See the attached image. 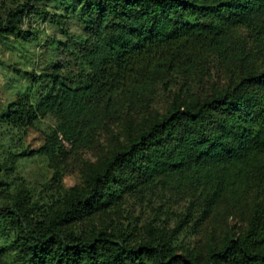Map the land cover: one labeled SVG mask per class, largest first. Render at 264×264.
Here are the masks:
<instances>
[{"label": "trees", "instance_id": "16d2710c", "mask_svg": "<svg viewBox=\"0 0 264 264\" xmlns=\"http://www.w3.org/2000/svg\"><path fill=\"white\" fill-rule=\"evenodd\" d=\"M0 3V37L26 39L19 25L26 5L5 15ZM81 11L87 43L80 52L88 67L82 83L64 81L59 67L34 75L48 90L28 96L1 116L32 126L52 117L57 130L33 155L58 162L70 153L95 148L109 134L95 161L81 167L83 186L71 189L42 219H29L27 206L0 208L15 232L0 247V264H264V42L246 48L237 28L264 31V0H70ZM53 21L44 9L30 7ZM237 69L231 87L191 91L189 79L210 75V63ZM180 75L184 98L172 97L166 111L148 114L156 86ZM113 125L119 132L113 131ZM68 146V147H67ZM173 178L202 185V215L220 202L250 192L253 205L241 236L201 257L178 255L168 240L150 230L148 240L130 243V233L101 230L74 234L76 222L111 210ZM186 216L176 226L178 232Z\"/></svg>", "mask_w": 264, "mask_h": 264}, {"label": "rangeland", "instance_id": "374dc122", "mask_svg": "<svg viewBox=\"0 0 264 264\" xmlns=\"http://www.w3.org/2000/svg\"><path fill=\"white\" fill-rule=\"evenodd\" d=\"M27 3L28 0H5L2 11L5 15ZM31 6L46 10L58 22L32 11ZM19 25L30 32L26 39L9 35L0 37V116L26 96L34 103L47 92V83L42 80L32 83V76L50 73L59 67L64 81L75 85L82 83L88 72L80 55L87 43V28L78 5L70 0H32ZM237 32L243 36L246 48L255 50L264 42V31L237 28ZM210 66L209 76L188 80L191 91L200 93L205 89L231 87L237 81V69L222 68L216 62H211ZM252 67L264 70L263 59H256ZM165 81H169L167 86L165 82L156 86L148 102V114L162 115L172 97L184 98L180 75ZM112 128L119 132L118 126ZM56 130L57 124L52 117L38 119L32 126L11 123L4 118L0 120V208L24 205L30 220L42 219L59 207L71 189L83 186V163L95 161V155L111 137L102 132L93 150L70 153L60 157L58 162L33 155ZM202 190V185L194 181L173 178L142 194L125 198L109 211L76 222L69 229L78 235L105 229L126 231L130 233V243L148 240L150 230L156 237L168 240L178 255L191 251L204 257L209 250L220 248L226 235L236 232L239 237L246 231L253 197L247 192L234 199L228 198L205 217L202 205L207 192L199 196ZM261 203L264 206V194ZM189 208H193L191 216L188 215L187 222L173 233ZM3 225L0 247L6 246L15 235L7 223Z\"/></svg>", "mask_w": 264, "mask_h": 264}]
</instances>
